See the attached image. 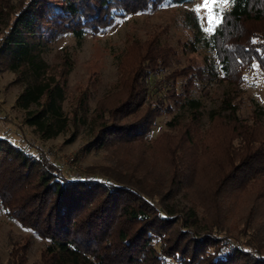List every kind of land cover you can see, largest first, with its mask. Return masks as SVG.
<instances>
[{"label":"trees","instance_id":"trees-1","mask_svg":"<svg viewBox=\"0 0 264 264\" xmlns=\"http://www.w3.org/2000/svg\"><path fill=\"white\" fill-rule=\"evenodd\" d=\"M183 1L0 0V71L21 87L14 100L21 123L40 141L66 134L71 124L67 142L88 125L84 103L70 120L62 111L63 85L42 58L52 41ZM195 45L212 52L215 66L204 58L200 67L163 74L170 49L154 37L134 45L126 87L100 101L90 119L92 139L82 152L149 145L123 186L108 176L64 175L49 151L0 137V207L45 241L38 264H264V111L255 106L240 117L235 89L253 66L264 77V0H230L214 31H197L184 48L196 52ZM151 77L160 88L154 94ZM202 77L232 88L204 129L200 103L191 98ZM163 114L171 115L166 130L146 141ZM23 244L10 250L8 264H25Z\"/></svg>","mask_w":264,"mask_h":264},{"label":"rangeland","instance_id":"rangeland-1","mask_svg":"<svg viewBox=\"0 0 264 264\" xmlns=\"http://www.w3.org/2000/svg\"><path fill=\"white\" fill-rule=\"evenodd\" d=\"M15 1L10 0L11 3ZM229 7L230 0H208L207 4L205 0H185L179 4L164 3L116 18L96 33H85L80 38L70 34L58 37L43 52L42 58L49 72L63 85L64 115L70 120L82 102L85 105L88 125L77 126L71 141H66L72 133L71 124L66 134L52 140L40 141L30 128L21 123L22 112L14 108V100L21 90L19 85L12 83L15 76L9 71H0V137L8 135L12 144L32 143L37 149L49 151L59 159L64 175L78 171L95 177L108 176L120 186L125 185L126 172L129 173L133 165L142 162L137 155L151 151L145 143L143 149L129 145L82 152L85 144L92 139L89 123L98 110L99 102L119 96L128 83V72L135 61L132 47L151 37L171 51L170 67L163 74L173 69L200 67L206 63L204 58L211 60L215 66L210 50L195 45V52L190 50V47H184L197 31L205 37L211 34ZM63 71L66 72L64 77L61 76ZM217 77H220L219 73ZM218 78L210 80L202 77L195 82L191 90V98L200 103L202 129L207 125L208 114L218 109L223 92L232 90ZM157 79L151 77L148 80L151 94H154L155 89L160 90L155 85ZM235 89L238 91L236 101L240 117L247 118L251 108L255 106L264 111V77L255 66L244 72L242 83ZM176 114L178 112L174 110L173 115ZM170 118L171 115L163 114L156 119L145 136L146 141L165 131V123ZM154 162L157 164L159 161ZM157 168L161 170L160 164H157ZM199 215L200 210H197V216ZM232 226L236 227V224ZM195 231L200 232L199 229ZM24 242L29 244L25 264H38L45 241L8 218L0 207V264H8L10 250H18L24 246ZM237 245L242 246V241Z\"/></svg>","mask_w":264,"mask_h":264},{"label":"snow or ice","instance_id":"snow-or-ice-1","mask_svg":"<svg viewBox=\"0 0 264 264\" xmlns=\"http://www.w3.org/2000/svg\"><path fill=\"white\" fill-rule=\"evenodd\" d=\"M205 3L207 4L208 3V0H205Z\"/></svg>","mask_w":264,"mask_h":264}]
</instances>
